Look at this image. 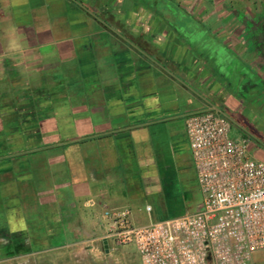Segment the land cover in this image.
<instances>
[{
    "label": "crops",
    "instance_id": "crops-1",
    "mask_svg": "<svg viewBox=\"0 0 264 264\" xmlns=\"http://www.w3.org/2000/svg\"><path fill=\"white\" fill-rule=\"evenodd\" d=\"M108 1L0 0V264H110L103 213H131L167 155L192 163L194 113L216 109L262 157L264 10L235 0L237 20L221 7L189 43L122 20L125 0L115 22Z\"/></svg>",
    "mask_w": 264,
    "mask_h": 264
},
{
    "label": "built area",
    "instance_id": "built-area-1",
    "mask_svg": "<svg viewBox=\"0 0 264 264\" xmlns=\"http://www.w3.org/2000/svg\"><path fill=\"white\" fill-rule=\"evenodd\" d=\"M199 208L136 227L128 209L105 211L106 239L132 245L141 264H251L264 250V162L216 109L186 118Z\"/></svg>",
    "mask_w": 264,
    "mask_h": 264
},
{
    "label": "rangeland",
    "instance_id": "rangeland-1",
    "mask_svg": "<svg viewBox=\"0 0 264 264\" xmlns=\"http://www.w3.org/2000/svg\"><path fill=\"white\" fill-rule=\"evenodd\" d=\"M230 1H232L231 4L234 10H231L232 8L227 7V5L222 6L221 0H125V4H130L132 9L128 13L125 12L126 14H124L122 20H136L140 16L141 19L147 22L146 29L149 36L150 34L166 36L176 33L179 36H187L190 32H194V35L204 32L207 37H213L219 31V28L209 27V23L220 19V16L224 13L220 9L221 7L225 11H231L230 14L228 13L230 15L229 19L237 20V17L232 14L236 9L235 4L238 3L235 0ZM247 2L246 10L249 16L252 12L264 10V0H247ZM167 5L178 11L177 17L170 14ZM202 7H205V9L202 10ZM124 8L125 6L121 5L118 0H109L104 10L113 14V11L124 10ZM139 8L145 12L142 10L139 12ZM97 14L99 15V13ZM113 17H115V22L120 20L116 14H113ZM239 18L241 21L247 19L244 15H240ZM155 21H161L162 24L155 28ZM108 23L110 29L117 33L116 27L111 25L110 21ZM170 25L173 27L168 29L167 26ZM177 27H179V30L176 29ZM249 28L251 30L249 33L254 36V28ZM153 31L154 33H152ZM255 33L257 34L256 31ZM206 54L208 55V53ZM220 58L221 56H219L218 62H222V58ZM256 138L261 148L260 156H262L259 157L260 161H256L264 162V135H256ZM188 154V151L180 150L164 157L163 165L156 172L155 181L150 183L145 179H139L138 191L144 193L145 196L132 203L131 222L133 226H146L152 222L163 221L182 215L183 212L187 214L195 210L196 203L201 199V196L197 189L194 167L191 161L188 160ZM93 237L94 235L84 238L89 240ZM107 259L110 264H141L140 258L132 245L116 246V251L111 253ZM251 264H264V250L252 254Z\"/></svg>",
    "mask_w": 264,
    "mask_h": 264
},
{
    "label": "flooded vegetation",
    "instance_id": "flooded-vegetation-1",
    "mask_svg": "<svg viewBox=\"0 0 264 264\" xmlns=\"http://www.w3.org/2000/svg\"><path fill=\"white\" fill-rule=\"evenodd\" d=\"M167 8H168V10H169V12H170V14L172 16H174V17H177L178 16V11L177 10L172 9V7L170 5H167ZM193 33L194 32H190L187 36H184V37L187 38V41L189 43H194V42L198 41V39L202 35V32L199 35H194ZM214 56H216L218 58L219 55H218V53H216Z\"/></svg>",
    "mask_w": 264,
    "mask_h": 264
},
{
    "label": "trees",
    "instance_id": "trees-1",
    "mask_svg": "<svg viewBox=\"0 0 264 264\" xmlns=\"http://www.w3.org/2000/svg\"><path fill=\"white\" fill-rule=\"evenodd\" d=\"M168 9V8H167Z\"/></svg>",
    "mask_w": 264,
    "mask_h": 264
}]
</instances>
